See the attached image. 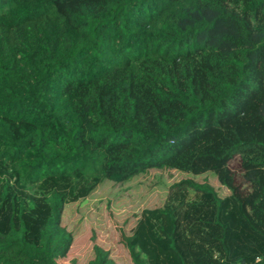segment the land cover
Returning <instances> with one entry per match:
<instances>
[{"label":"trees","instance_id":"16d2710c","mask_svg":"<svg viewBox=\"0 0 264 264\" xmlns=\"http://www.w3.org/2000/svg\"><path fill=\"white\" fill-rule=\"evenodd\" d=\"M197 143L219 189L171 185L128 260L264 264V0H0V264H60L67 204Z\"/></svg>","mask_w":264,"mask_h":264},{"label":"rangeland","instance_id":"374dc122","mask_svg":"<svg viewBox=\"0 0 264 264\" xmlns=\"http://www.w3.org/2000/svg\"><path fill=\"white\" fill-rule=\"evenodd\" d=\"M203 144L197 143L172 160V165L154 168L130 180L117 183L103 180L81 201L67 204L61 215V227L71 233L72 243L60 264L78 260L86 264L94 246L109 251L116 264H131L122 245L139 219L142 211L161 205L174 183L191 179L219 189L210 173L193 176L188 171L190 160L198 155Z\"/></svg>","mask_w":264,"mask_h":264}]
</instances>
